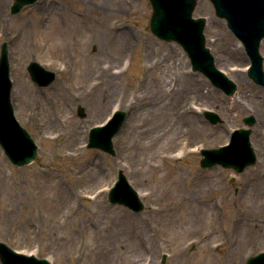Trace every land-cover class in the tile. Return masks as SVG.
<instances>
[{
  "label": "rangeland",
  "instance_id": "1",
  "mask_svg": "<svg viewBox=\"0 0 264 264\" xmlns=\"http://www.w3.org/2000/svg\"><path fill=\"white\" fill-rule=\"evenodd\" d=\"M13 2L0 0V52L6 41L15 115L39 147L36 160L17 166L0 145V240L53 264H142L147 258L149 264H233L230 247L245 264L264 250V234L247 242L244 229L233 225L244 206L263 212L264 85L242 74L250 57L210 0H197L194 15L207 18L206 45L238 84L232 96L193 70L178 42L150 30L149 0H38L18 13L11 12ZM260 51L264 55V38ZM116 54L125 57L116 92L98 98L100 89L86 88ZM31 60L57 78L35 83L27 69ZM188 104L198 106L201 121L192 131L191 114L181 115ZM115 108L127 113L113 138L116 154L87 147L90 128ZM205 109L221 120L211 123ZM48 113L51 121L39 120ZM250 115L257 161L242 172L201 167L195 146L228 142ZM73 122L78 150L66 146ZM120 169L139 191L142 210L109 200ZM194 234L198 257L191 256Z\"/></svg>",
  "mask_w": 264,
  "mask_h": 264
},
{
  "label": "water",
  "instance_id": "2",
  "mask_svg": "<svg viewBox=\"0 0 264 264\" xmlns=\"http://www.w3.org/2000/svg\"><path fill=\"white\" fill-rule=\"evenodd\" d=\"M35 1L15 0L11 11L19 12L23 6ZM196 1L150 0L153 7L151 30L163 39H175L182 43L192 59L193 68L203 71L214 84L232 94L237 88L236 83L216 67L213 55L205 47L204 18L192 17ZM212 2L216 13L227 19L228 26L244 43L252 60L250 76L256 82L264 84V57L260 53V44L264 37V0H212ZM28 69L32 78L40 85H48L56 78L54 71L46 70L34 60L30 62ZM11 87L10 63L5 42L0 58V143L13 163L24 165L36 158L38 145L28 130L15 118L11 103ZM78 113L81 116L85 115L83 106L79 105ZM207 116L212 122L219 120L216 113L209 112ZM125 117L126 112L120 110L107 125L92 128L89 146H97L114 154L112 137L120 130ZM244 120L250 125L255 121L253 116L245 117ZM251 131L250 128L237 129L233 132L230 144L219 148L202 149L204 156L201 159V166L209 167L221 163L240 172L247 165L254 163L257 157L250 142ZM109 199L114 203L127 205L135 211L144 208L137 191L128 182L122 170L116 186L110 191ZM0 258L3 264H51L46 259L17 253L3 241H0ZM246 264H264V251L250 256Z\"/></svg>",
  "mask_w": 264,
  "mask_h": 264
},
{
  "label": "bare ground",
  "instance_id": "3",
  "mask_svg": "<svg viewBox=\"0 0 264 264\" xmlns=\"http://www.w3.org/2000/svg\"><path fill=\"white\" fill-rule=\"evenodd\" d=\"M75 18L79 19V16H75ZM112 29H114L115 32L116 31L118 32L119 27L118 26L112 27ZM122 38L125 41L124 44L129 45L131 43L130 42L131 38H130V35H128V32H126L124 34V36H122ZM111 57L112 58L110 60H108L110 64H107L106 66L102 67V72L100 73L101 75H100V78L98 79V81H94L91 84H88V87L86 88L87 90L88 89L93 90L96 87L98 89H100V91L98 93V98L99 97L102 99L103 98L104 99L110 98V97H108V95L112 96V95H114V91L116 92L115 80L119 76H121L120 67L123 66L125 57H124V55L118 56V54H116V56L113 55ZM111 63H115L114 66H112ZM246 71H247V69L244 72H242V74L245 73ZM236 72H238V71H236ZM119 73H120V75H119ZM186 113L191 114L190 115L191 118H190L189 122L191 125L190 131H192L195 128H197L198 125H200V123H201L200 120L198 121L199 113H198L197 107H195L191 104L190 105L188 104L185 114H181V115L188 116ZM39 120L42 122L51 121L50 114L48 113L47 115L43 116ZM77 128H78L77 122H73L72 129L70 131L71 142L68 145H66V146H68V148H74L73 150L80 149V142L78 140L79 130ZM186 144L187 143L184 142V143H182V145L177 146L175 149L181 148V146L183 147ZM263 177H264V172L262 173V175L258 176V179H262ZM260 197H263V194H260ZM187 200H189V199H187ZM182 201H185V199H182ZM158 209L159 208L153 207V210H158ZM237 216H238L237 220L235 221V223L233 225L236 227L240 226L239 228L244 229L245 235L243 237H244L245 241L253 243L255 240L259 239L262 234H264V205H263L262 214L258 213L251 206H244V207H242V209L238 210ZM243 226H246V229ZM190 243L192 244V246H194V249H193L191 256L192 257H198V253H200V251L198 252V247H196L199 245L198 235H195V234L191 235L190 236ZM229 251L232 254L233 264H239L240 258L238 257L237 250L234 247L233 248L230 247ZM134 264H140V263L138 261H134ZM142 264H149V259L147 258L146 260H143ZM150 264H153L152 260H151ZM197 264H198V261H197Z\"/></svg>",
  "mask_w": 264,
  "mask_h": 264
}]
</instances>
